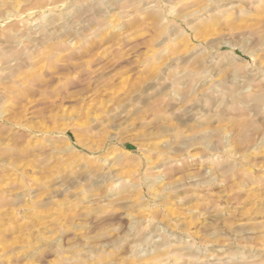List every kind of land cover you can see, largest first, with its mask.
Returning <instances> with one entry per match:
<instances>
[{"label": "rangeland", "instance_id": "rangeland-1", "mask_svg": "<svg viewBox=\"0 0 264 264\" xmlns=\"http://www.w3.org/2000/svg\"><path fill=\"white\" fill-rule=\"evenodd\" d=\"M0 264H264V0H0Z\"/></svg>", "mask_w": 264, "mask_h": 264}, {"label": "bare ground", "instance_id": "bare-ground-1", "mask_svg": "<svg viewBox=\"0 0 264 264\" xmlns=\"http://www.w3.org/2000/svg\"><path fill=\"white\" fill-rule=\"evenodd\" d=\"M250 126V125H249ZM240 128V127H239ZM242 132V129H240V133ZM254 132H256V131H254ZM250 136L252 135L251 133L249 134ZM248 136V135H247ZM254 137V136H253Z\"/></svg>", "mask_w": 264, "mask_h": 264}]
</instances>
